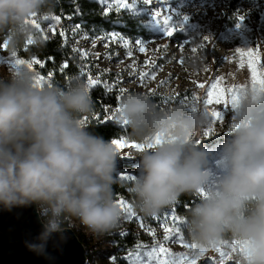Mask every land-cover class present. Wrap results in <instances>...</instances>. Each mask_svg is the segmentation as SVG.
Here are the masks:
<instances>
[{"label":"clouds","instance_id":"9594fccd","mask_svg":"<svg viewBox=\"0 0 264 264\" xmlns=\"http://www.w3.org/2000/svg\"><path fill=\"white\" fill-rule=\"evenodd\" d=\"M57 0H0V41L15 71L0 79V205L36 204L44 231L29 250L42 254L62 224L78 218L92 233L115 229L122 210L114 199L120 153L112 141L87 131L81 117L94 102L87 82L36 84L30 61L17 58L29 39L40 40L33 19L54 15ZM161 107L151 96L125 94L117 122H126L140 151V175L130 192L136 209L156 216L187 193L207 192L186 218V238L195 252L215 250L226 238L239 242V264H264V99L249 91L233 112L230 134L213 181L208 153L190 148L211 124L202 107ZM159 138L160 143L155 144ZM155 144L148 148L147 145ZM211 184V186H209Z\"/></svg>","mask_w":264,"mask_h":264},{"label":"rangeland","instance_id":"374dc122","mask_svg":"<svg viewBox=\"0 0 264 264\" xmlns=\"http://www.w3.org/2000/svg\"><path fill=\"white\" fill-rule=\"evenodd\" d=\"M109 1L106 0L108 5L113 3V0ZM126 2L133 4L134 0ZM135 4L145 7L155 23L159 19L161 26L166 17H171L173 36H166L164 30L157 24L155 33L149 38H126L115 31H101L92 35L71 30L79 67L82 71L93 69L96 73L91 77L95 80L100 75L107 77L106 83L111 89L118 87L123 88L126 93L130 91L147 94L161 107L180 104L181 98L185 96L191 98L194 94L199 97L196 105L204 109L207 91L216 80L219 79L221 87L224 88L251 85V73L247 67L246 57L242 58L235 50L258 48L260 60L258 66L264 68V0H150L148 4H145L144 0H135ZM158 10L161 15L157 18L155 12ZM238 16L244 17L239 28ZM39 31L43 37L54 33L49 21L42 24ZM112 33H116L115 39L112 38ZM205 37L209 39L204 41ZM138 40L145 42L144 52L140 51ZM125 41L128 43L127 47ZM2 45L0 79H5L15 71V63L2 58L5 55ZM192 47H196L197 51H191ZM129 51L132 53L131 56L127 54ZM241 59L245 61L243 68L240 67ZM32 60L34 59L29 61ZM35 66L33 65V68ZM144 73L147 75L142 80L141 74ZM198 84L205 87L200 88ZM163 100L168 102L163 103ZM106 109L109 118L117 113L114 108ZM208 110L225 112L224 123L217 122L212 125L214 134L205 137L203 132L206 128L193 138L190 148L203 149L208 153V168L213 174L212 180L215 181L221 172L219 160L223 141L226 143L232 138L230 129L233 112L230 107L225 109L223 105H209ZM218 136H224L228 140L216 144L213 139ZM118 151L120 157L117 159L116 171L126 172L128 177L134 178L128 180L134 181L140 175L141 157L138 156L140 151L131 147H124ZM136 164L138 166H132ZM196 194L201 197L199 193ZM130 217L131 220L126 219L124 223L126 225L132 223L136 229L153 240L144 250L145 254H141L137 264H149L148 253L153 249L158 250L159 247L167 249V258L176 252H187V248L181 246L175 236L165 232L169 217L166 209L156 216H145L139 212L135 217ZM69 222L71 228L81 229L78 218L72 217ZM82 232L86 233L85 230ZM166 236H172V239L165 240ZM233 242L235 241L231 239L225 240L222 247L206 250L204 257L211 258L214 264H239L237 259L239 253L227 247ZM220 250L227 254L226 257L220 256ZM161 258L165 257L162 255ZM136 260L137 258L133 261ZM152 264H155V258H152Z\"/></svg>","mask_w":264,"mask_h":264},{"label":"trees","instance_id":"16d2710c","mask_svg":"<svg viewBox=\"0 0 264 264\" xmlns=\"http://www.w3.org/2000/svg\"><path fill=\"white\" fill-rule=\"evenodd\" d=\"M126 3L129 5L128 8L121 6L109 7L106 2L102 3L101 0H57L54 15L51 17H58L59 23L52 19L47 20L55 28L54 33L43 37L39 29H35L40 43L29 44L26 42L17 58L28 61L39 59L45 66L36 65L34 72L37 75L44 76L46 83L64 86L73 77H79L87 82V76L89 74L92 76L96 72L93 69L82 71L79 67L75 57L74 43H72V29L92 35L101 31H115L126 38H149L156 31V23L145 10V7L135 4V10H133V4ZM112 4H114V0ZM37 22L42 25L46 21L37 19ZM61 32L65 35L61 36ZM2 44L3 41H0V45ZM2 58L7 62L15 63L13 57L7 51H5ZM64 63L69 65L67 69H62ZM49 73H53V75L49 76ZM106 78L100 75L97 79V86L90 91L94 109L90 114L81 117L85 121L84 125L87 127V131L93 135L103 137L106 141L123 139L128 143H139L131 138V128L117 122L116 115L109 118L106 108L116 109L122 100L118 98L121 95L118 91L120 88L115 87L112 91L106 89L105 85L108 86ZM129 92L127 91V93ZM127 93L124 90L122 96L124 97ZM223 140L228 139H225L224 136H218L213 139V142L218 144ZM223 144H225L224 141ZM137 164L132 166H138ZM114 176L117 182L113 185V192L117 204L120 200H123L125 204L131 205L135 213H139L135 207V198L129 190L134 181L124 179L128 175L122 170L116 171ZM199 202L200 197L197 194L187 193L181 195L175 204L165 208L169 212L168 226H172L173 215L184 221L183 224L177 222L176 226L181 227L187 242L189 241L186 238V218L190 209ZM126 219L131 220V217L128 213L122 211V217L117 227L103 236L92 233L81 222V229L85 230L86 233H83L81 229L74 228L79 239L85 245L86 264H129V257L134 260L140 257L141 254H145L144 250L153 240L144 232L136 229L132 223L126 225L124 223ZM69 223V220H65L62 228L71 227ZM226 240H230V238H226ZM205 253L206 251H204V255ZM204 255L197 258V264H204L205 262L214 264L211 258L204 257ZM181 256L190 259L193 257V253L190 249H187V252H176L174 255H168V258L179 259ZM201 258L204 259L201 260Z\"/></svg>","mask_w":264,"mask_h":264},{"label":"snow or ice","instance_id":"6c2138e0","mask_svg":"<svg viewBox=\"0 0 264 264\" xmlns=\"http://www.w3.org/2000/svg\"><path fill=\"white\" fill-rule=\"evenodd\" d=\"M102 3L106 2V0H101ZM145 4L150 3V0H144ZM113 6H121L128 8L129 5L126 3V0H114V4H110L109 7ZM133 10H135V0L132 6ZM161 15V12L158 10L155 12V17H159ZM49 19H52L59 23V18L58 17H45L44 20L47 21ZM238 21L239 23L237 24V27L239 28L244 21L243 16H238ZM32 25L35 29H40L41 24L37 22V19H33ZM156 24L164 30V34L168 37L173 36L174 34V29L171 27V17H166L163 20V26H161V22L159 19L156 20ZM53 31H55V28H53ZM61 36H64L65 33L61 32ZM87 38V37H85ZM112 38H116V33H112ZM122 39V38H121ZM209 38L205 37L204 41H207ZM29 44L32 43V40L29 39L28 41ZM137 43L140 46V51L144 52L145 51V42L142 40H138ZM128 46L127 41H125V47ZM191 51L196 52L197 48L192 47ZM242 58L246 57V62H247V67L251 73V92L253 93L254 96L259 97L260 99H264V68L259 67L258 65L260 64L259 60V49H237L235 50ZM129 56L132 55V53L129 51L127 53ZM87 55V54H85ZM15 63H24L26 61L24 60H14ZM183 63V61H181ZM33 65H40L41 67H44L45 65L42 64V62L39 59H34L30 62V67H32V70L34 71ZM245 66V61L244 59H241L240 62V67L243 68ZM69 65L67 63H64L62 65V69H67ZM53 75V73H49V76ZM147 74H141V79H144V76ZM152 78L154 79L155 76L153 75ZM46 83L44 76L37 75L36 79V84L38 86L43 87L44 84ZM97 80L93 79L91 75L89 74L87 76V85H88V91L90 92L94 87L97 86ZM106 89L108 91H112L111 88H108L107 85H105ZM198 87L204 88L205 85L203 84H198ZM119 93L121 94L118 98L123 99V92L124 89L120 88ZM249 91V86H244V85H234L231 88H224L221 87V81L218 79L214 83L211 84L210 88L207 91V99L204 101V110L207 115L211 117V124L210 126L206 129V131L203 132V136H210L214 134V127L212 125L216 124L219 122L220 124L224 123V113L223 111H209V105H223L225 109H228L230 107L231 111H236L239 107L240 101L244 95H246ZM199 100V97L195 96L194 94L189 98L188 96H185L180 99L179 103L180 105L184 107H190L192 111H197V107H195L196 102ZM163 103H167V100H163ZM116 112L120 111V108L117 107L115 109ZM82 123L84 124L85 121L82 120ZM122 124L126 125V122H123ZM236 125H231V127H235ZM113 144L116 146L117 150H121L124 147H131L136 149L137 151H143L145 149V145L140 144V143H128L123 139H117L112 141ZM159 138L156 139L155 144H159ZM155 144H150L147 145L148 148L154 147ZM124 179H134L130 177H124ZM201 197H206L207 192L204 190H201L199 193ZM118 206L121 208L122 211L128 213L130 216L135 217L136 213L132 210L131 205L125 204L123 200H120ZM177 222L180 224H183L184 221L180 220L178 216L173 215L172 217V226H166L165 227V232L170 233L174 235L178 242L181 244V246L193 250L195 249V245L189 243L186 241L185 236L181 230V227L176 226ZM154 235V233H153ZM165 240H170L172 239V236H166L164 238ZM227 247L231 248L233 252H240V247H239V242L235 241L231 244H228ZM164 256L165 258H161V256ZM204 255V251L200 252H195L193 254L192 258H187L184 256H181L179 259H169L167 258V249L164 247H159L158 250L153 249L152 252L148 253V256L150 257L149 259V264H152V258H155V264H197V258L200 256ZM226 253L222 250H220V256L221 257H226ZM137 261H139V257H137L136 261L131 260L129 257V264H137Z\"/></svg>","mask_w":264,"mask_h":264},{"label":"water","instance_id":"95a60500","mask_svg":"<svg viewBox=\"0 0 264 264\" xmlns=\"http://www.w3.org/2000/svg\"><path fill=\"white\" fill-rule=\"evenodd\" d=\"M44 231L39 206L0 205V264H86L83 242L71 227L53 233L42 254L29 250Z\"/></svg>","mask_w":264,"mask_h":264}]
</instances>
